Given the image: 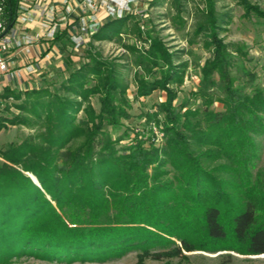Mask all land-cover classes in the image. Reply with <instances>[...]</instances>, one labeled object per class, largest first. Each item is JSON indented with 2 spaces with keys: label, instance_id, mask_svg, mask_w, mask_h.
<instances>
[{
  "label": "trees",
  "instance_id": "trees-1",
  "mask_svg": "<svg viewBox=\"0 0 264 264\" xmlns=\"http://www.w3.org/2000/svg\"><path fill=\"white\" fill-rule=\"evenodd\" d=\"M238 1L248 16L264 19L258 6ZM18 3L5 0L7 27ZM209 4L207 19L184 34L189 45L204 35L211 52L191 94L194 104L186 100L179 109L173 106L184 81L180 69L187 64L177 68L163 41L146 38L148 49L125 46L123 59L143 71L134 78L138 95L167 92L161 148L139 145L120 155L122 137L114 140L105 130L118 129L131 117L129 83L116 62L121 60L88 51L89 61L68 68L64 95L48 88L4 89L0 97L21 101L22 114L0 117V132L11 124L37 127L40 133L23 136L1 152L0 264L22 256L104 263L131 251L153 259L194 252L264 255V166L253 172L260 157L255 136L264 135V88L255 84L258 75L246 62L244 45L219 36L222 16L213 1ZM130 18L111 20L93 39H122L124 32L142 37L137 23L127 26ZM174 20L177 31L185 30L182 15ZM95 96L99 112L91 101ZM215 103L224 111L213 110ZM233 258L222 254L218 261L232 264Z\"/></svg>",
  "mask_w": 264,
  "mask_h": 264
},
{
  "label": "rangeland",
  "instance_id": "rangeland-1",
  "mask_svg": "<svg viewBox=\"0 0 264 264\" xmlns=\"http://www.w3.org/2000/svg\"><path fill=\"white\" fill-rule=\"evenodd\" d=\"M210 1L214 2L218 15L222 16L218 30L219 36L227 43H241L244 45L245 50L248 52L246 62L249 68L258 75L255 84L264 88V19L258 17L255 13L248 16L238 0H160L156 5L152 2L147 5L141 4L138 6L136 14L131 15L127 26L130 27L137 23L143 33L142 37L138 38L134 34L131 36L125 32L122 39L115 37L112 41H96L92 37L91 41L78 52L67 41L64 47L61 48L59 56L54 60H50L42 68L38 67V70L32 75L26 76V78L14 75L11 79L12 88L22 91L48 88L54 93L64 95L63 85L69 77L68 68L76 69L89 61L88 51L105 60H121L116 62L122 64L119 65V69L129 83L127 96L132 104L131 117L123 120L120 128L113 129L108 126L105 130L113 136L114 140L122 137L117 144L120 155L123 153L128 154V148L139 145L147 149L151 146L161 148L165 145L166 139L164 131L166 115L162 111V105L167 100V92L158 89L149 96L140 97L138 95L134 78L136 73H143V71L123 59L127 52L125 46L139 45L141 48L148 49L149 43H145L146 38H157L163 41L169 47L171 53L174 54V63L178 66L177 68H181L180 64L182 63L187 64L185 68L180 69L185 71L184 81L182 85L176 88L177 98L173 102V106L175 109H179L186 100H190V103L194 104L191 94L198 90L203 77L201 68L205 61L211 58V52L204 45V35L197 38V42L193 45L188 44L185 35L194 33L196 25L207 19L206 14L210 8ZM248 1L264 11V0ZM178 14L182 15L187 23L185 30L181 32L177 31L175 27L178 22L174 18ZM161 70L160 68L157 69L156 76H160ZM174 86L176 87V85ZM0 100L4 102V107L0 108V117L11 119L13 116L22 114L17 107L21 104V101L1 97ZM91 101L99 112L101 107L99 97H92ZM212 108L216 112L224 111V106L221 103H215ZM39 133L40 130L37 127L28 128L7 124V127L0 132V165L5 163L1 152L9 144L21 143L23 136L38 135ZM255 139L259 144L260 157L256 161L254 173L264 166V135H256ZM28 176L31 177L32 175L28 174ZM35 184L41 188L39 181ZM48 198L53 201L51 197ZM229 253L234 256L232 264H264V256H245L236 252H194L185 254L186 257L182 258L153 259L142 258L139 251H131L122 258L104 263H67L49 261L34 256H22L21 258H15L10 264H220L218 261L219 255Z\"/></svg>",
  "mask_w": 264,
  "mask_h": 264
},
{
  "label": "built area",
  "instance_id": "built-area-1",
  "mask_svg": "<svg viewBox=\"0 0 264 264\" xmlns=\"http://www.w3.org/2000/svg\"><path fill=\"white\" fill-rule=\"evenodd\" d=\"M58 4L47 5L46 0H19L17 16L12 29L3 35L8 28L4 22V3L0 0V94L5 76L23 77L13 54L16 50L31 54L35 46L42 41H54L64 27L68 26L71 16L77 15L79 23L78 34L72 37L75 51L83 49L104 26L99 17L105 10L109 20L122 19L135 15L139 5H147L153 0H59ZM41 23L39 31L29 32L31 25ZM28 74L38 70L37 66L27 65ZM4 102L0 100V108ZM157 133V132H156Z\"/></svg>",
  "mask_w": 264,
  "mask_h": 264
},
{
  "label": "crops",
  "instance_id": "crops-1",
  "mask_svg": "<svg viewBox=\"0 0 264 264\" xmlns=\"http://www.w3.org/2000/svg\"><path fill=\"white\" fill-rule=\"evenodd\" d=\"M59 0H46L47 5L51 4H58ZM100 19L103 21V24H107L110 22L109 18L107 17V13L105 10H101L99 13ZM77 15L71 16L70 24L66 27L63 26L61 33L66 30L65 36L58 41H42L40 42L35 48L33 49L31 54L21 53V50H16L13 54V57L16 60L17 66L21 68L23 73V78H26V76H30L32 74H28L26 67L27 65H34L37 67L42 68L45 64L50 62V60H54L57 56H59V53L61 52V48L64 47V44L68 41L73 45L72 37L79 32V23L77 20ZM41 27V23L37 22L36 24H33L29 28V32L33 31H39ZM60 33V34H61ZM59 34V35H60ZM10 76H5L2 83V89L1 93L6 88H12Z\"/></svg>",
  "mask_w": 264,
  "mask_h": 264
},
{
  "label": "water",
  "instance_id": "water-1",
  "mask_svg": "<svg viewBox=\"0 0 264 264\" xmlns=\"http://www.w3.org/2000/svg\"><path fill=\"white\" fill-rule=\"evenodd\" d=\"M11 29H12V25H9L8 28L5 30V32L3 33V35H6ZM32 178H33L34 182L37 183L38 180L35 177H32ZM261 256H264V255H261Z\"/></svg>",
  "mask_w": 264,
  "mask_h": 264
},
{
  "label": "bare ground",
  "instance_id": "bare-ground-1",
  "mask_svg": "<svg viewBox=\"0 0 264 264\" xmlns=\"http://www.w3.org/2000/svg\"><path fill=\"white\" fill-rule=\"evenodd\" d=\"M36 180V179H35ZM37 181V180H36ZM37 183H38V181H37Z\"/></svg>",
  "mask_w": 264,
  "mask_h": 264
}]
</instances>
